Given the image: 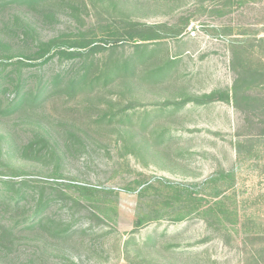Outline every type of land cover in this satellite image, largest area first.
Returning <instances> with one entry per match:
<instances>
[{
	"label": "rangeland",
	"instance_id": "374dc122",
	"mask_svg": "<svg viewBox=\"0 0 264 264\" xmlns=\"http://www.w3.org/2000/svg\"><path fill=\"white\" fill-rule=\"evenodd\" d=\"M129 23L172 31L136 44L116 36ZM58 38L103 49L25 68L28 90L61 82L0 113V178L29 183L17 207L0 201V264H264V0L0 6V55ZM129 62L134 76L94 82ZM213 92L230 101L191 100Z\"/></svg>",
	"mask_w": 264,
	"mask_h": 264
},
{
	"label": "trees",
	"instance_id": "16d2710c",
	"mask_svg": "<svg viewBox=\"0 0 264 264\" xmlns=\"http://www.w3.org/2000/svg\"><path fill=\"white\" fill-rule=\"evenodd\" d=\"M7 1L8 0H0V6L6 5ZM11 1L13 2V0ZM14 1L16 3L33 6L38 4L41 0ZM123 30L124 33H118L116 36L120 37V35L124 34L122 37L125 39L122 40L135 42L136 44L162 41L169 37L171 33L170 31H172L166 25H144L140 23H129L123 28ZM178 35L179 34H177V36ZM115 42H119V40H116ZM102 49L103 48L98 47V45L94 46V42L90 40L68 42L58 38L48 42H39L36 46V50L31 55L25 57L18 58L19 56L14 57L13 55H0V105L3 103V97H5L8 93L13 94V99H8V105L0 113L7 115V113L11 111L23 110L27 107L33 108L45 99V94L53 92L61 82L62 76L58 75L45 85L38 84L34 89L28 90L25 85L26 80L23 77V71L25 68H42L43 66L51 63L56 57L63 60H76L77 58H82L90 53L99 52ZM13 59L16 60L13 61ZM129 68L130 62L125 65H113L105 70L101 76H98L94 82L100 83L98 81L102 80L104 75L106 82L115 80L119 76H134L133 73L127 72ZM169 70V66L160 67L158 71L145 75L142 80L146 83L157 82L167 77ZM240 79H242V77H239L236 83ZM88 81L87 74H81L68 83L67 89L76 91L81 83H86ZM235 98L236 93L234 94V99ZM191 100L199 105H206L216 101L229 102L230 96L227 94L225 97L221 94V92H213L210 95L193 97ZM46 143L47 141L44 139L37 138L35 140V144H31L25 149V154L39 155L43 149L40 147L39 150H36L34 149V145L40 146ZM49 153L54 155L53 151H49ZM0 179V201L7 200L9 205L17 207L20 200L28 195L29 183L22 181L16 185L13 182V178H8L7 180L2 178ZM36 212L39 213L38 210ZM50 222V225L54 223L53 221ZM41 223L42 221L40 220L39 225H41ZM0 230L4 232L3 235L6 234V225L0 223Z\"/></svg>",
	"mask_w": 264,
	"mask_h": 264
}]
</instances>
